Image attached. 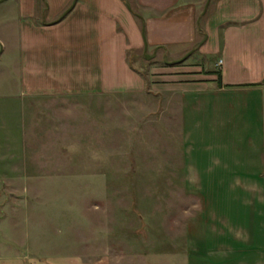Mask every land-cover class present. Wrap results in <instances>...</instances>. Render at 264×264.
Segmentation results:
<instances>
[{"label": "rangeland", "instance_id": "1", "mask_svg": "<svg viewBox=\"0 0 264 264\" xmlns=\"http://www.w3.org/2000/svg\"><path fill=\"white\" fill-rule=\"evenodd\" d=\"M121 1L140 29L137 7ZM207 1L197 15L204 32L215 3L209 0L205 10ZM74 2L0 3L2 256L30 254L47 264H261L262 258L264 264V242L245 239L264 240V202L256 204L261 197L251 220L247 209L251 184L264 199V177L250 180L246 165L228 164L229 171L214 166L217 179L203 182V197L183 179L179 104L164 80L182 78V70L190 69L215 75L219 56L199 53L206 41L199 37L196 50L193 44L177 53L130 47L125 60L141 89L130 83L129 91L89 92L87 79L104 70L91 74L85 54L57 51L54 44L70 27L55 24ZM29 43L34 84L24 77ZM54 51L64 58L62 65ZM59 75L78 80V91L54 92L61 87ZM115 75L125 79L118 70ZM233 135L226 132L221 142L229 150L227 161L233 159ZM229 223L238 228L227 229ZM253 223L256 228H246Z\"/></svg>", "mask_w": 264, "mask_h": 264}, {"label": "crops", "instance_id": "2", "mask_svg": "<svg viewBox=\"0 0 264 264\" xmlns=\"http://www.w3.org/2000/svg\"><path fill=\"white\" fill-rule=\"evenodd\" d=\"M129 1L137 7L144 22L143 29H139L121 0H75L70 13L55 24L70 26L66 31L56 33L58 38L54 44L57 51L64 47L73 54H85L88 61L86 68L92 70L91 74H94L93 70H104L103 76L87 79L89 92L95 89L112 93L129 91L126 87L130 83L141 89L142 83L135 80L125 60V52L130 47L143 48L146 45L148 49L161 48L168 53H177L189 49L196 40L198 8L203 0ZM214 2L212 14L203 23L206 41L198 47V51L207 56H219L218 63H221L217 71L220 84L215 75H200V69L182 70L184 77L173 76L164 80L165 91L179 104L183 179L189 185V191L201 197L206 195L203 182L217 179L218 173L214 166H224V170L229 171L228 164L246 165L248 168L244 174L252 178L250 180L264 177V0ZM42 42L38 43V47L43 45ZM25 46V60L29 64L24 77L29 78L34 53L31 43ZM52 57L60 65L63 64L64 58L58 52ZM58 67L56 64L55 68ZM116 70L124 80L115 79ZM58 73L64 74L61 70ZM61 75L57 80V85L61 87H54V92L78 91L74 87V84L79 83L78 80H68ZM30 79L28 84H34ZM42 84L52 83L48 81ZM95 85L102 87L95 88ZM232 130L233 159L227 161L224 158L229 150L221 142L225 133ZM217 138L220 139V145L216 144ZM249 188L250 206L248 204L247 209L251 220V217L254 218L251 215L255 209L256 196L261 197L256 204L263 203L264 199L263 191L257 184H251ZM248 226L246 228H256L255 224ZM228 228L233 230L238 225L231 226L229 223ZM245 239L257 243L261 239L264 242L262 237L256 236ZM233 244L231 242L232 247ZM261 261L263 264V258ZM0 264L47 263L42 259H33L30 254H18L12 259L0 253Z\"/></svg>", "mask_w": 264, "mask_h": 264}, {"label": "trees", "instance_id": "3", "mask_svg": "<svg viewBox=\"0 0 264 264\" xmlns=\"http://www.w3.org/2000/svg\"><path fill=\"white\" fill-rule=\"evenodd\" d=\"M125 3H126V5L128 6L129 5V2H128V0L127 1H125ZM132 9V12L135 14L136 12L134 11V9L133 8H131ZM135 16H136V14H135ZM201 18H202V15L200 14L198 17H197V24H196V34H197V37H199L201 40V42H203L204 40H205V32L202 30V28H201V24H200V20H201ZM139 23H140V25H141V29H143V27H144V22H143V20L141 19V18H139ZM200 44V42L198 41V43H194V49L195 48H197V45H199ZM196 50V49H195ZM211 74H213L212 72H210ZM209 73V74H210ZM215 75H216V77H217V83L218 84H220V74H219V72H215L214 73Z\"/></svg>", "mask_w": 264, "mask_h": 264}, {"label": "water", "instance_id": "4", "mask_svg": "<svg viewBox=\"0 0 264 264\" xmlns=\"http://www.w3.org/2000/svg\"><path fill=\"white\" fill-rule=\"evenodd\" d=\"M5 1H7V0H1L0 1V3H3V2H5ZM208 3H209V0L207 1V3H206V5H205V10H206V7H207V5H208ZM72 8H73V6L63 15V17L61 18V20L62 19H64V17L68 14V13H70V11L72 10ZM204 10V11H205ZM61 20H59V21H61ZM147 49V47H146V45H144V51ZM146 58V60H148L150 57H148V56H146L145 57Z\"/></svg>", "mask_w": 264, "mask_h": 264}]
</instances>
